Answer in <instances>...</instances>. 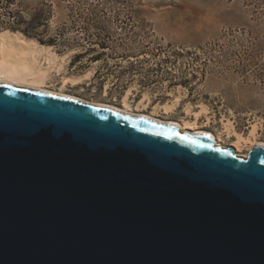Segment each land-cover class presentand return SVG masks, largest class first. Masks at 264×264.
I'll list each match as a JSON object with an SVG mask.
<instances>
[{
    "label": "water",
    "instance_id": "obj_1",
    "mask_svg": "<svg viewBox=\"0 0 264 264\" xmlns=\"http://www.w3.org/2000/svg\"><path fill=\"white\" fill-rule=\"evenodd\" d=\"M0 264H264V145L0 81Z\"/></svg>",
    "mask_w": 264,
    "mask_h": 264
},
{
    "label": "rangeland",
    "instance_id": "obj_2",
    "mask_svg": "<svg viewBox=\"0 0 264 264\" xmlns=\"http://www.w3.org/2000/svg\"><path fill=\"white\" fill-rule=\"evenodd\" d=\"M43 1L34 31L56 39L61 75L79 77L66 91L177 121L201 110L198 125L229 144L228 127L264 142V0ZM46 81L62 85L53 72Z\"/></svg>",
    "mask_w": 264,
    "mask_h": 264
},
{
    "label": "bare ground",
    "instance_id": "obj_3",
    "mask_svg": "<svg viewBox=\"0 0 264 264\" xmlns=\"http://www.w3.org/2000/svg\"><path fill=\"white\" fill-rule=\"evenodd\" d=\"M33 60L38 62L37 67H33V63H35L33 62ZM64 63H65V60L63 59V57H60V59L57 60L56 54L53 51H51L48 47L47 48L40 47V48L35 49L34 52L30 53L28 51L15 48L14 44L11 45L10 43L5 42L3 37H1L0 35V81L2 82H10L13 84L15 83L16 85L17 84L30 85V86L36 87L33 89L42 90L46 92H53V93L60 94L62 96L72 97L78 100L91 102L95 104L108 105L118 110L129 112L135 115H144L153 120H158V121H163V122H173L176 125H178L181 130H186V131L193 132V133H205L208 135L215 134L198 125L197 120L200 116L201 110L192 112V115H194L193 121H189V120L188 121L186 120L177 121L174 119L158 117V115L155 114L154 111L146 112V111H143L140 107L138 109L136 108L137 110H135L134 108L130 106L129 101L125 98L126 95L124 96L125 99L123 100V105L119 106V105L106 103V102L87 100L83 97L77 96L74 93L68 92L64 89L65 86L76 85L80 81H79V77L61 75V70L64 69L63 68ZM50 71L60 76V80L62 83L61 87L51 88L47 86L46 84H44L45 78L47 74L50 73ZM175 105L176 103H169V104L167 103V104H164L163 106L165 107L166 110L170 111L172 108L175 107ZM186 110L188 112V109ZM227 130H228V136H235L236 139L233 141V143L231 142L232 144L230 145L234 147L239 153H241L240 151H242L241 148L243 144L247 145L248 150L256 144L264 145V142L262 141L259 142L260 140H257L256 138L246 137L242 135V133L230 127H228ZM254 131H255V127L251 129V133L253 135H255ZM247 153L248 152L246 151L245 153H241V154L246 155Z\"/></svg>",
    "mask_w": 264,
    "mask_h": 264
},
{
    "label": "trees",
    "instance_id": "obj_4",
    "mask_svg": "<svg viewBox=\"0 0 264 264\" xmlns=\"http://www.w3.org/2000/svg\"><path fill=\"white\" fill-rule=\"evenodd\" d=\"M44 5L43 0L34 3H27L24 0H8L4 9L0 11V29L21 31L24 35L35 38L41 44H56V39H44L39 32L34 31L44 23L46 16ZM26 11L27 16L25 15Z\"/></svg>",
    "mask_w": 264,
    "mask_h": 264
},
{
    "label": "crops",
    "instance_id": "obj_5",
    "mask_svg": "<svg viewBox=\"0 0 264 264\" xmlns=\"http://www.w3.org/2000/svg\"><path fill=\"white\" fill-rule=\"evenodd\" d=\"M0 35H1V37H3L5 42L10 43L11 45L14 44L15 48H18L20 50H24V51H28V52L32 53L37 48H40V47L47 48L48 47L51 51H53L52 48H51L52 47L51 45L41 44L35 38L28 37V36L24 35L21 31H18V30L17 31H13V30H10V29H0ZM56 56H57V60H59L60 57L57 54H56ZM30 59H32V58H30ZM33 62H35V63H33V67H37L38 66V62L35 61V60H33ZM51 73H52V71H50V73L47 74L44 84L47 83L46 80L50 77ZM54 75H58V74H54Z\"/></svg>",
    "mask_w": 264,
    "mask_h": 264
},
{
    "label": "snow or ice",
    "instance_id": "obj_6",
    "mask_svg": "<svg viewBox=\"0 0 264 264\" xmlns=\"http://www.w3.org/2000/svg\"><path fill=\"white\" fill-rule=\"evenodd\" d=\"M185 139H187V138H185Z\"/></svg>",
    "mask_w": 264,
    "mask_h": 264
}]
</instances>
